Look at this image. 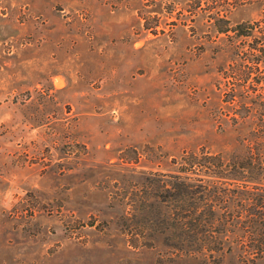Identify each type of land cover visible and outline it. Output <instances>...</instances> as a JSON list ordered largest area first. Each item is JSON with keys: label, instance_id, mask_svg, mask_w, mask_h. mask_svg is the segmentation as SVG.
I'll return each mask as SVG.
<instances>
[{"label": "rangeland", "instance_id": "374dc122", "mask_svg": "<svg viewBox=\"0 0 264 264\" xmlns=\"http://www.w3.org/2000/svg\"><path fill=\"white\" fill-rule=\"evenodd\" d=\"M263 19L259 0H0V264H237L174 253L135 200L230 146L225 85L258 34L218 30Z\"/></svg>", "mask_w": 264, "mask_h": 264}, {"label": "trees", "instance_id": "16d2710c", "mask_svg": "<svg viewBox=\"0 0 264 264\" xmlns=\"http://www.w3.org/2000/svg\"><path fill=\"white\" fill-rule=\"evenodd\" d=\"M259 3L264 10V0ZM229 32L247 39L258 34L236 48L238 64L235 60L230 67L237 78L225 85L222 102L231 110L238 107L227 115L234 127L232 143L186 152L177 173L147 178L145 196L135 203L138 214L155 224L166 236L164 244L180 256L229 255L237 264H264V19L218 30ZM158 199L162 206L156 207ZM141 233L131 228L126 235L130 242Z\"/></svg>", "mask_w": 264, "mask_h": 264}]
</instances>
